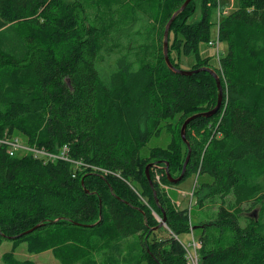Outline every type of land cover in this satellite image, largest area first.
Instances as JSON below:
<instances>
[{
	"label": "trees",
	"instance_id": "obj_1",
	"mask_svg": "<svg viewBox=\"0 0 264 264\" xmlns=\"http://www.w3.org/2000/svg\"><path fill=\"white\" fill-rule=\"evenodd\" d=\"M186 1L0 0V248L14 245L4 264H34L15 256L23 244L32 255L51 251L71 264L132 236L144 262L188 264L174 236L196 231L200 264H264V0H234L220 24L213 20L219 0H201L199 19L189 23L197 11L192 0L173 22L172 65L180 70L181 56L194 55L190 71L214 70L221 80L219 110L186 130L192 156L182 180L198 176L196 206H221L209 222L194 224L191 211L177 209L161 186L177 187L166 164L173 178L182 174L185 121L219 102L209 72L181 75L164 57L165 28ZM116 10L122 27L113 33L105 19ZM144 23L146 40L130 48L142 51L139 58L126 52L103 74L99 57ZM218 25L227 46L219 68L200 53ZM163 131L171 134L169 145L145 155ZM13 136L49 154L68 146L73 163L13 157L1 143ZM155 214L166 227L158 229Z\"/></svg>",
	"mask_w": 264,
	"mask_h": 264
},
{
	"label": "rangeland",
	"instance_id": "obj_2",
	"mask_svg": "<svg viewBox=\"0 0 264 264\" xmlns=\"http://www.w3.org/2000/svg\"><path fill=\"white\" fill-rule=\"evenodd\" d=\"M201 0H196V5H197V11L196 13L190 18L189 23H194L196 22L199 17H200V12H201V6H200ZM235 7V2L234 0H219L218 3V9H215L213 12V20L216 21L218 24H220V19L226 17L229 15ZM90 9H93L90 7ZM96 12V9L91 10L92 15ZM110 13V12H109ZM108 13V14H109ZM119 12L118 10L113 12L110 18H106L105 21L107 23L112 22V28L110 29L111 32L116 33L119 32V30L122 27V24L119 23ZM152 24V23H151ZM149 25L148 23L144 24H138L135 27V30H131L133 33L129 32L128 35L122 34L121 36L118 37V41H116L114 45V48H112L111 54L106 56V54H103L102 56L99 57V60L102 59V63L99 64V70L102 71L103 74L109 73L112 69H115L117 67V59L121 58L123 55H126V52L129 53H134V56L132 58H139V55L142 53L140 52H132L130 48L136 47L138 48V45L142 43V41H145L146 39L145 36L147 37L146 31H149ZM154 27V25L152 24ZM141 27L146 29V30H141ZM172 27V26H171ZM219 25L216 26V28L212 31V42L215 41L218 42V33H219ZM125 30V29H124ZM123 30V31H124ZM139 31V33H138ZM118 34V33H117ZM116 34V35H117ZM118 36V35H117ZM210 42V46L206 44H202L200 46V53L204 57H211L212 58V65L216 67L219 66V57L221 55H224L226 52V44L224 42H220L219 44V50H218V45L213 46ZM119 47V50H118ZM146 48V47H144ZM135 49V50H136ZM107 51V50H105ZM104 51V53H105ZM219 52V55H218ZM126 53V54H125ZM136 55V56H135ZM174 58H177V54L173 53ZM136 60V59H135ZM136 64H138L136 61H133ZM196 62V58L194 55L190 56H185L182 55L180 58V70L182 71H190ZM222 70V69H221ZM214 71V70H213ZM212 75V74H211ZM219 76V75H218ZM220 79V77H219ZM9 141H17L19 143H15V149L14 153L16 155H23V154H32V151H29V145L27 144L26 140L21 136H13L9 139H6ZM171 141V134L163 131L159 136L155 137L152 139L150 144L148 145V149L144 150V154L146 155L148 153L149 149H152L154 147H167ZM6 145L8 150H10V146L7 144ZM33 148V147H31ZM36 149V148H33ZM67 150V152L64 151ZM69 151L70 148L68 146L62 147L59 153L55 154V157H57V160L60 161H65V162H70L73 163L71 157L69 156ZM39 152H44L39 149ZM9 153V151H8ZM68 153V154H67ZM49 154V153H48ZM10 155V153H9ZM14 155V156H16ZM13 156V157H14ZM35 157V156H34ZM72 161H71V160ZM159 170V169H157ZM166 174V173H165ZM161 176V174H158ZM173 177V176H172ZM121 178V177H120ZM206 179V178H205ZM181 183V182H180ZM198 176L197 175H192L185 179L181 184L176 185L177 187L170 188L169 186L162 185V188L166 190L167 194L172 198L173 205L177 209H188L191 211V218L194 224H197L199 222H209L211 219L214 218V216L217 215L218 209L221 206V201L218 200L216 202H212L207 204L204 208H200L195 205L194 201V191L198 185ZM181 190L186 191V194H182ZM247 206L246 208H248ZM260 208V206H259ZM261 210V209H260ZM258 209L254 213L256 217L259 216ZM156 218L158 221H161V218H159L155 214ZM164 220V219H163ZM162 223V221H161ZM245 221H241L240 224L242 227L245 226ZM167 226V225H166ZM165 226V227H166ZM159 236L165 237V234H160ZM176 239H178L185 247L186 250V259L188 264H200V258H199V253L202 249V244L199 241L200 237V232L196 231L195 233H190V234H183L180 236H174ZM196 240V241H194ZM199 248L197 247V245ZM13 242L12 241H5L3 245L0 248V264H4L3 262V256L6 253H10L13 251ZM141 244L138 239V236H132L128 239L122 240L115 244L112 247H106L101 250V252H90L86 256L82 255L79 256L76 259V262L74 261L71 264H149L147 262H144V259L142 257V251H141ZM188 249V250H187ZM191 251V252H190ZM15 256L20 259V260H30L33 261L34 264H64L59 258H57L53 252H45L40 255H32L28 252L27 246L22 245L18 247L16 250V253H14ZM76 258V257H72ZM194 258V260H193Z\"/></svg>",
	"mask_w": 264,
	"mask_h": 264
},
{
	"label": "water",
	"instance_id": "obj_3",
	"mask_svg": "<svg viewBox=\"0 0 264 264\" xmlns=\"http://www.w3.org/2000/svg\"><path fill=\"white\" fill-rule=\"evenodd\" d=\"M192 0H187L183 6L180 8V10H178L174 15L173 17L171 18V20L168 22L166 28H165V32H164V57H165V60H166V63L168 65V67L173 70L174 72L176 73H179L181 75H184V76H192L194 74H198L202 71H206V72H209L210 74H212V76L215 78L217 84H218V89H219V102H218V106L215 108V110L211 111V112H208V113H201V114H198V115H195V116H192L190 118H188L185 123L183 124L182 126V129H181V137H182V140L185 144H187L188 148H189V151H188V156H187V159L185 161V164L183 166V171H182V174L179 178H173L169 172V165L166 164V177H167V180L172 183V184H179L180 182H182V180L185 178L186 176V172H187V167L189 165V162L191 160V156H192V149H191V146L189 144V142L187 141V137H186V130L188 128V126L190 125V123L198 118H201V117H206V118H210L212 115H214L218 110L219 108L221 107V103H222V94H223V89H222V85H221V80L219 79V76L218 74L213 71V70H210V69H199V70H192V71H182V70H179L177 69L176 67H174L171 63V60H170V57H169V34H170V30H171V26L173 24V22L175 21L176 17L182 13L188 6L189 4L191 3ZM149 170H150V166L147 167V170H146V174L148 176V179L150 180L151 182V186L154 187V184L151 180V177H150V173H149ZM155 197L157 198V193H155ZM166 226V219H164L162 221V223L160 224V226L158 227L161 228V227H164ZM39 227V226H38ZM37 228H34L32 229L31 231L27 232L26 234H30V233H33Z\"/></svg>",
	"mask_w": 264,
	"mask_h": 264
},
{
	"label": "built area",
	"instance_id": "obj_4",
	"mask_svg": "<svg viewBox=\"0 0 264 264\" xmlns=\"http://www.w3.org/2000/svg\"><path fill=\"white\" fill-rule=\"evenodd\" d=\"M218 42H216L215 43V41L214 42H212L211 44L213 45V46H215V45H218V50H219V44H220V41H219V36H218V40H217ZM219 53V52H218ZM1 143H3V144H7V145H9L11 148H10V150H9V153H10V155L11 156H14V155H16V153H14V150H16L15 149V146H16V144L15 143H19V142H17V141H9V140H3V141H1ZM29 151L31 152L32 151V154L34 155V156H41V157H44V158H46L47 160H50V161H56L57 160V157H55V154H48V153H46L45 151L44 152H39V150H37V149H31V148H29ZM64 151L65 152H67V150H65L64 149ZM68 154V153H67ZM157 180H158V182H160V179L159 178H157ZM194 241H196V240H194ZM197 245V247L199 248V246H198V244H196ZM193 260H194V258H193ZM195 261V260H194Z\"/></svg>",
	"mask_w": 264,
	"mask_h": 264
},
{
	"label": "crops",
	"instance_id": "obj_5",
	"mask_svg": "<svg viewBox=\"0 0 264 264\" xmlns=\"http://www.w3.org/2000/svg\"><path fill=\"white\" fill-rule=\"evenodd\" d=\"M181 192H182V194H186V191H184V190H181Z\"/></svg>",
	"mask_w": 264,
	"mask_h": 264
},
{
	"label": "bare ground",
	"instance_id": "obj_6",
	"mask_svg": "<svg viewBox=\"0 0 264 264\" xmlns=\"http://www.w3.org/2000/svg\"><path fill=\"white\" fill-rule=\"evenodd\" d=\"M188 250V249H187ZM191 252V251H190Z\"/></svg>",
	"mask_w": 264,
	"mask_h": 264
}]
</instances>
